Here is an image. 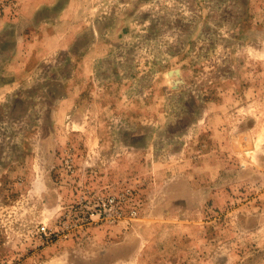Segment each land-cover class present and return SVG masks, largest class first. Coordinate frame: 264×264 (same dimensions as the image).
I'll return each mask as SVG.
<instances>
[{
  "label": "rangeland",
  "instance_id": "rangeland-1",
  "mask_svg": "<svg viewBox=\"0 0 264 264\" xmlns=\"http://www.w3.org/2000/svg\"><path fill=\"white\" fill-rule=\"evenodd\" d=\"M0 264H264V0H0Z\"/></svg>",
  "mask_w": 264,
  "mask_h": 264
},
{
  "label": "built area",
  "instance_id": "built-area-1",
  "mask_svg": "<svg viewBox=\"0 0 264 264\" xmlns=\"http://www.w3.org/2000/svg\"><path fill=\"white\" fill-rule=\"evenodd\" d=\"M113 198H109L105 203H110L112 202Z\"/></svg>",
  "mask_w": 264,
  "mask_h": 264
}]
</instances>
